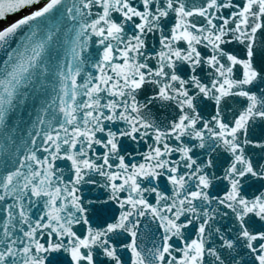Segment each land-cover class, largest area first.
Wrapping results in <instances>:
<instances>
[{
	"label": "snow or ice",
	"instance_id": "obj_1",
	"mask_svg": "<svg viewBox=\"0 0 264 264\" xmlns=\"http://www.w3.org/2000/svg\"><path fill=\"white\" fill-rule=\"evenodd\" d=\"M0 264H264V0H0Z\"/></svg>",
	"mask_w": 264,
	"mask_h": 264
}]
</instances>
